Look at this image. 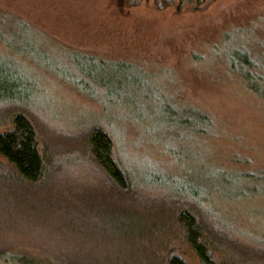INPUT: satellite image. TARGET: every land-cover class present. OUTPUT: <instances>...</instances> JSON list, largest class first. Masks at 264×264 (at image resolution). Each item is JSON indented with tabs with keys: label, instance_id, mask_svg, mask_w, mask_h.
<instances>
[{
	"label": "rangeland",
	"instance_id": "374dc122",
	"mask_svg": "<svg viewBox=\"0 0 264 264\" xmlns=\"http://www.w3.org/2000/svg\"><path fill=\"white\" fill-rule=\"evenodd\" d=\"M178 4L0 0V77L19 87L0 94V131L24 113L55 167L38 188L0 181V245L31 264L79 251L164 263L152 236L119 237L133 229L119 196L143 208L188 199L229 259L264 264V0ZM97 127L134 196L81 150Z\"/></svg>",
	"mask_w": 264,
	"mask_h": 264
},
{
	"label": "trees",
	"instance_id": "16d2710c",
	"mask_svg": "<svg viewBox=\"0 0 264 264\" xmlns=\"http://www.w3.org/2000/svg\"><path fill=\"white\" fill-rule=\"evenodd\" d=\"M154 1L158 5H162L173 4L176 0ZM177 1L180 9L193 0ZM196 1L202 4L205 0ZM17 84L10 88L6 85L3 77H0V91H2L0 94L5 91L8 93L14 91L15 88H19ZM12 113L14 116L8 122V129L0 131V158L5 160L7 167V171H5L8 172V174L0 173V181L9 182L19 187L26 183L38 188L50 181L51 172L55 168L54 159L46 150L41 151L40 140L33 122L24 113L15 114V111ZM78 142L83 147L81 150L86 152L92 162L106 174L110 183L126 195L125 197L129 198L137 193L131 175L115 156L114 143L107 131L99 127L93 128L83 136V140ZM191 202L188 199H179L173 203L174 205L169 203L173 205L169 209L160 206H144L145 208H143L122 203L119 196L118 205L123 208L122 212H124L122 216L131 219L133 224L131 228L133 229L122 233L123 235L121 234L122 230L117 231V234H120L119 237L125 236V238H132L138 234L141 240L144 239L148 242L152 236L153 240L160 241L158 252L165 253L163 256L165 262L158 261L157 264H189L183 257V253L188 248L195 252L202 264H235L229 259L231 254L220 242L218 244L214 240L215 237L207 227L208 224L201 219L200 206ZM172 227L175 230L170 233ZM85 250L89 252L88 248ZM146 252L149 253V250L147 249ZM133 253L117 252L110 258H106L105 255L101 257V253L98 254L99 256H94L93 254H80L79 251L71 261L58 262L57 264H140L138 259L140 257L136 255L133 257ZM40 258L52 263V260L49 257L46 258L44 254ZM36 259L39 260L38 257H35ZM33 261L32 255L19 251L18 246H11L8 243L0 245V264H9V262L31 264Z\"/></svg>",
	"mask_w": 264,
	"mask_h": 264
}]
</instances>
